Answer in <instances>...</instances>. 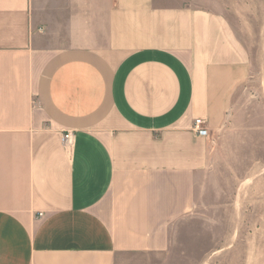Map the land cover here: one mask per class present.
Listing matches in <instances>:
<instances>
[{
	"label": "crops",
	"instance_id": "1",
	"mask_svg": "<svg viewBox=\"0 0 264 264\" xmlns=\"http://www.w3.org/2000/svg\"><path fill=\"white\" fill-rule=\"evenodd\" d=\"M219 5L0 0V264L166 253L221 205L213 163L249 67Z\"/></svg>",
	"mask_w": 264,
	"mask_h": 264
},
{
	"label": "rangeland",
	"instance_id": "2",
	"mask_svg": "<svg viewBox=\"0 0 264 264\" xmlns=\"http://www.w3.org/2000/svg\"><path fill=\"white\" fill-rule=\"evenodd\" d=\"M217 1L249 67L228 125L235 133L213 163L221 205L191 210L166 253L125 255L124 264H264V0Z\"/></svg>",
	"mask_w": 264,
	"mask_h": 264
},
{
	"label": "built area",
	"instance_id": "3",
	"mask_svg": "<svg viewBox=\"0 0 264 264\" xmlns=\"http://www.w3.org/2000/svg\"><path fill=\"white\" fill-rule=\"evenodd\" d=\"M192 130L198 135H205L207 131L206 128L204 127V120L201 118H196L194 120ZM71 137H72V133L70 131L63 133L61 137L62 143L67 144ZM39 216H42V214H39Z\"/></svg>",
	"mask_w": 264,
	"mask_h": 264
}]
</instances>
